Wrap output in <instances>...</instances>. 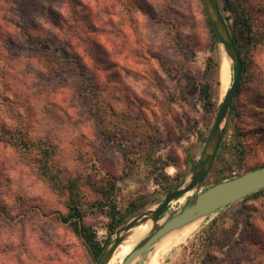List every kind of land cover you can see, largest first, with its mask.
Here are the masks:
<instances>
[{
    "label": "rangeland",
    "instance_id": "obj_1",
    "mask_svg": "<svg viewBox=\"0 0 264 264\" xmlns=\"http://www.w3.org/2000/svg\"><path fill=\"white\" fill-rule=\"evenodd\" d=\"M6 1L0 0V34L14 44L0 45V119L34 142H50L54 164L48 175L38 167L36 148L0 146V208L8 213L0 217V264H45L39 250L55 256L56 245L65 252L61 264H97L100 257L95 261L62 219L72 199L81 224L107 243L106 250L120 228L188 184L234 80V64L212 33L204 0H101L106 78L94 88L75 85L69 76L70 88L58 96L53 90L66 83L50 77L31 58V44L17 37L20 18L44 24L40 8L59 15L65 0H29L24 16L15 0ZM218 4L246 73L208 177L200 189L173 201L165 219L198 191L264 166V0ZM54 31L44 25L37 33ZM224 54L232 70L225 92ZM206 85L209 101L202 95ZM111 203L119 213L115 221L124 219L112 235ZM192 225L156 254L171 235ZM173 233L152 247L144 264H264V193ZM122 259L113 255L105 264Z\"/></svg>",
    "mask_w": 264,
    "mask_h": 264
},
{
    "label": "trees",
    "instance_id": "obj_2",
    "mask_svg": "<svg viewBox=\"0 0 264 264\" xmlns=\"http://www.w3.org/2000/svg\"><path fill=\"white\" fill-rule=\"evenodd\" d=\"M4 1L7 2L6 0ZM15 1L17 3L16 11H20L23 16L28 15L30 8L28 2L29 0ZM101 5V0H65L59 15L54 13L55 11L53 12L52 8H40V16L46 19L44 24L37 25V23L31 22L32 20L25 22L23 18H20L21 22H19L18 25L20 32L17 38H19L21 42L26 40L29 44H31V58L38 59L48 70L47 74L50 77L59 76L60 80L66 83L64 85H62V83L57 85L55 90H53V94L64 96L61 91L70 88L69 78H67L69 76L74 77L72 79V83L75 85L78 81L81 82L83 86H87L86 84H88L89 87L94 88H99L100 79H103L104 77L106 78V76H102L106 62L104 61L105 48L102 30L105 24L102 18L103 9ZM17 7H21V9ZM15 15L17 16L18 14ZM20 16L21 15H18V17ZM3 20H6V18L4 17ZM44 25L53 28L55 31L47 37L38 34V29ZM212 31L215 39L217 40V35L214 33L215 31L213 28ZM231 37L238 48L242 61L243 73L240 84L241 87L246 73V62L236 38L234 35ZM0 41V45H5L7 41L14 44V39L12 37L3 38L1 34ZM62 76L67 79L62 78ZM240 87L235 98L239 94ZM202 95L205 100H210V88L208 85L203 87ZM97 112L99 113V111ZM11 144L25 150L36 148L35 151L38 152V158H36L38 167L43 169V171L49 175L48 170H50L54 164L52 156L53 147L50 142L44 140L34 142L28 137V133L23 134L21 130L16 133V129L11 128L7 122L0 119V146L5 147ZM263 193L264 189L246 197L245 199L256 198ZM1 197L0 192V206H3ZM72 203L73 204L70 207V214L66 217H62V219L64 222L71 225L74 233L82 239L84 244L89 249L88 253H90L91 257L96 261L102 252H104L107 243L106 245H101V243L97 240L96 234L91 232L90 228L81 224L82 216L80 215L81 213L77 205V201L74 198L72 199ZM110 207L114 212L109 216L113 221H115V215L119 213L116 212L115 204L111 203ZM0 209H2L0 210V217H2L3 214H6L7 216L8 213L4 207ZM123 220L119 219L114 223L112 222L110 225L111 235L118 227L121 226ZM55 247V256L49 255V253H52L49 249L44 251H42L43 249L39 250L42 253L43 263H62V255L65 252L60 249L59 245H56ZM16 263L18 264V261Z\"/></svg>",
    "mask_w": 264,
    "mask_h": 264
},
{
    "label": "water",
    "instance_id": "obj_3",
    "mask_svg": "<svg viewBox=\"0 0 264 264\" xmlns=\"http://www.w3.org/2000/svg\"><path fill=\"white\" fill-rule=\"evenodd\" d=\"M209 17L219 42L224 46L228 57L235 66V77L227 95L221 104L215 123L206 141L202 156L194 170L191 180L176 191L169 192L161 205L156 210H149L120 228L116 232V238L111 241L109 247L102 252L97 264H105L112 258L114 252L126 239L125 234L136 227L140 222L151 220L153 228L149 235L122 261L121 264H144L152 247L161 239L181 230L184 227L209 216L218 210L232 205L246 197L264 189V166L247 172L234 179L221 181L220 183L197 192L189 198L187 204L171 215L166 216L170 204L187 195L195 189H200L204 180L208 177L213 166L216 154L220 148L224 128L223 122L229 115L233 100L241 84L243 73L242 61L238 48L227 28L222 16L218 0H204ZM163 221L162 223H160Z\"/></svg>",
    "mask_w": 264,
    "mask_h": 264
},
{
    "label": "bare ground",
    "instance_id": "obj_4",
    "mask_svg": "<svg viewBox=\"0 0 264 264\" xmlns=\"http://www.w3.org/2000/svg\"><path fill=\"white\" fill-rule=\"evenodd\" d=\"M230 69H231V62L226 57V55L224 54L223 60H222V65H221V70L222 71H221V77H220L221 78L220 80H221L222 88H223L222 91H224V92L226 90H228V87H229L230 82H231L232 70H230ZM221 95H222V93H221ZM151 225H152V221L151 220H147V221L140 222L136 227L131 229L129 234H128V236L126 237V239L120 244V246L118 247L116 252H114V255H117V257L119 259H122V257L126 258L129 255V253L132 252L134 246L141 239H143L146 235H148V233L151 231L150 230L151 229ZM195 227H196V225H192L190 227L185 228L183 231H180L177 234L173 233L174 235H171V237L169 236L170 238L162 245V248L159 251V253H156V254L160 255L162 252H164L170 246H172L178 240H180L184 235H187L188 233L193 231V229ZM156 260L153 261L152 264H154L156 262ZM122 261H124V260L122 259Z\"/></svg>",
    "mask_w": 264,
    "mask_h": 264
}]
</instances>
